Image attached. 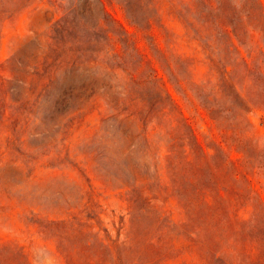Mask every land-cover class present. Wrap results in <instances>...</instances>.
Wrapping results in <instances>:
<instances>
[{
	"label": "rangeland",
	"instance_id": "obj_1",
	"mask_svg": "<svg viewBox=\"0 0 264 264\" xmlns=\"http://www.w3.org/2000/svg\"><path fill=\"white\" fill-rule=\"evenodd\" d=\"M221 2V12L209 0H150L145 9L162 24L147 31L154 42L163 48L167 37L184 59L193 104L166 86L204 151L216 154L211 161L181 158L173 170L163 132L152 130L155 145L147 151L134 122L107 107V98L123 94L121 68L70 61L50 84L37 33L59 14L52 16L45 0H0V264H224L231 254L264 264V242L256 240L264 226L263 179L225 168L244 155L238 138L250 142L254 157L264 146V0ZM103 3L137 30L118 0ZM80 7L90 24L101 15L97 0ZM224 16L236 28V48L221 32ZM135 38L144 51L141 32ZM212 66H226L238 96L229 89L211 96L210 114L195 84L216 81ZM148 71L167 79L154 58ZM92 88L99 94L93 108L85 95ZM250 217L253 232L244 222Z\"/></svg>",
	"mask_w": 264,
	"mask_h": 264
},
{
	"label": "trees",
	"instance_id": "obj_2",
	"mask_svg": "<svg viewBox=\"0 0 264 264\" xmlns=\"http://www.w3.org/2000/svg\"><path fill=\"white\" fill-rule=\"evenodd\" d=\"M97 1L101 4V15L90 24L85 15L86 12L80 7L81 0H45L52 8V16L56 13L59 14L52 23L37 33V37L46 47L42 64L48 82L51 84L57 78L58 70L68 65L70 61L92 60L98 61L112 70L121 68L126 76L121 83L123 94L107 98V107L114 111L115 116L122 115V120L130 118L134 122L136 128H139L138 134L142 136L147 151L154 149L155 141L152 130L156 128L159 129V132H163L166 137L168 153L165 158L170 169L176 170L181 158L188 163L192 162L194 159L189 157L192 155L195 158L205 160L210 156V161L216 160L215 152L204 151L188 122V117L184 115L166 86V82L169 81L182 97L193 104V99L188 97L187 90L194 83L187 80L183 75V71L186 69V66H182L184 59L173 53V48L170 46V40H167V37L164 47L161 48L158 43L154 42V36L147 33L154 24L162 26L160 18L154 16L155 13L148 14L145 12L150 0H118L126 12L129 23L136 27L135 32L129 31L118 19L114 18L106 10L103 0ZM209 1L211 10L221 12V0ZM245 2L246 0H243L242 7H244ZM135 3L144 10L143 16L134 14L133 5ZM244 13L246 16L249 15L248 10ZM219 25L221 32L227 34L231 40L230 45L236 48L234 37L239 40V36L235 26L232 22H225V16L220 20ZM138 32H141V36L145 39L144 51L139 50L136 45L135 36ZM75 51L77 54H74ZM153 58L159 62V66L164 70L167 76L166 80L163 79V76L156 77V73L148 71ZM151 70L154 71L152 68ZM213 71L218 72L215 82L207 80L201 85L195 84L197 89L200 86L202 92L205 93L200 103L208 109L210 114L215 111L210 104L211 96L216 98L215 95L225 89H229L231 97L232 95L238 96L237 91H234L232 82L228 80L229 71L226 66L223 69L220 66H212L210 76L214 74ZM209 83L210 87L208 88ZM85 95L92 108L98 105L99 94L95 88H92ZM79 107L72 108L69 113L79 110ZM74 118L75 116H72L69 122H72ZM231 125L232 127L235 126V120H232ZM248 139L253 140V136ZM238 140V149L243 151L244 155L236 161H227L228 165L225 168L231 167L233 174H239L241 177L247 173L257 174L263 179L264 184V146L258 148L257 156L254 157L249 152L250 142L242 145L241 138ZM156 165L155 163V171H157ZM214 182L218 184L216 180ZM239 197L240 199L242 197L249 198L241 192L237 195V198ZM221 198L225 199L222 196ZM253 220L254 218L250 217L244 221L250 226L249 232H253L256 227ZM260 230L261 233L256 238L259 245L264 242V226ZM216 253L217 251H214V254ZM217 258L223 260L220 256ZM241 261V259L237 260L234 254H231L229 259L226 258L222 262L224 264H243Z\"/></svg>",
	"mask_w": 264,
	"mask_h": 264
}]
</instances>
